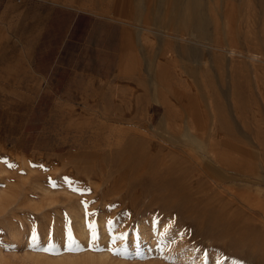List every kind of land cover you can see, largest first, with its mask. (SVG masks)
I'll list each match as a JSON object with an SVG mask.
<instances>
[{
    "label": "rangeland",
    "instance_id": "obj_1",
    "mask_svg": "<svg viewBox=\"0 0 264 264\" xmlns=\"http://www.w3.org/2000/svg\"><path fill=\"white\" fill-rule=\"evenodd\" d=\"M199 1L204 35L184 23L174 38L200 70L161 60L104 78L71 52L41 63L38 40L54 4L118 19L115 0H0V264H264L195 221L220 213L264 241V0ZM161 181L181 185L179 208L160 205L175 188Z\"/></svg>",
    "mask_w": 264,
    "mask_h": 264
},
{
    "label": "crops",
    "instance_id": "obj_2",
    "mask_svg": "<svg viewBox=\"0 0 264 264\" xmlns=\"http://www.w3.org/2000/svg\"><path fill=\"white\" fill-rule=\"evenodd\" d=\"M178 6L174 0H115L114 7L120 13L118 19H114L89 10L54 4L42 22L38 40L43 48L40 62L45 63L46 55L54 49L57 57L71 52L78 69L92 70L97 77H142L137 75L138 70H143L149 62L159 63L161 60H169V64L176 60L194 62L195 69L200 70L201 51L175 44L177 25L183 26L186 21L180 15L182 8ZM194 6L196 15L200 16L191 20L187 18L186 23L196 24L198 20L194 26L203 32L195 28L192 31L204 34L201 23L206 19V3L202 5L197 1ZM166 28L171 30L168 34L161 31ZM144 32L151 37L145 39ZM152 38L156 39L155 44ZM170 44H175V57H163L169 54L164 47ZM161 53L164 55L159 60Z\"/></svg>",
    "mask_w": 264,
    "mask_h": 264
},
{
    "label": "bare ground",
    "instance_id": "obj_3",
    "mask_svg": "<svg viewBox=\"0 0 264 264\" xmlns=\"http://www.w3.org/2000/svg\"><path fill=\"white\" fill-rule=\"evenodd\" d=\"M197 1H199V0H174V2H176V3H178L179 4V6L182 8V12H184L185 10V15H186V18H185V20L187 21L188 19L187 18H190V20H191V18L193 19V18H195L196 16H200V15H196L197 13L195 12V6H194V4L195 3H197ZM180 2V3H179ZM173 3V2H172ZM182 3H183V5H182ZM174 6H176V5H174ZM178 6V7H179ZM176 8V9H179V8ZM213 10V9H212ZM199 12H200V10H199ZM198 19V18H197ZM200 21H201V19H199ZM186 21H184L185 22V24H186ZM198 21V20H197ZM196 21V24H194L193 22H188V24L190 23V25H192V26H194V25H196L197 26V23L199 22H197ZM179 22V21H178ZM184 24V25H185ZM194 24V25H193ZM195 27V26H194ZM197 31H202V29L201 30H198L199 29V27H198V29H197V27L195 28ZM203 32V31H202ZM201 35H202V33H201ZM204 35V34H203ZM191 53V52H190ZM166 109H167V107H166ZM165 118V117H164ZM116 132V131H115ZM118 133V132H117ZM121 133V132H120ZM125 134V133H124ZM117 135H119V134H117ZM121 137V136H120ZM203 137V136H202ZM112 140V139H111ZM114 140H115V138H114ZM112 143V142H111ZM114 143L116 144V142L114 141ZM113 143V144H114ZM119 143H120V141H119ZM118 143V144H119ZM121 143H123V142H121ZM202 146V145H201ZM200 146V147H201ZM185 148V147H184ZM207 149V148H206ZM172 150V149H171ZM174 150V149H173ZM210 150H211V148H210ZM213 151H214V149H212ZM216 150V149H215ZM218 150V149H217ZM223 150V149H222ZM230 150H232V149H230ZM170 151V150H169ZM168 151V152H169ZM175 151H177V150H175ZM204 151V150H203ZM208 151V153H209V150H207ZM220 151V150H219ZM173 152V151H172ZM215 152V151H214ZM223 152H224V150H223ZM235 152V151H234ZM233 152V153H234ZM231 153H232V151H231ZM172 154V153H171ZM228 154V153H227ZM183 155V154H182ZM215 155V154H214ZM236 154H233V156H235ZM218 156V155H217ZM232 156V155H231ZM126 157V156H125ZM131 157V156H130ZM172 157V156H171ZM229 157V156H228ZM215 158H216V156H215ZM214 158V159H215ZM172 159V158H171ZM182 159V158H181ZM222 159H224V157H222ZM226 159V158H225ZM231 160H232V158H230ZM229 159V160H230ZM234 159V158H233ZM236 159V158H235ZM200 160V159H199ZM217 160V159H216ZM227 160V159H226ZM249 160V159H248ZM124 161V160H123ZM165 161V160H164ZM167 161V160H166ZM218 161H219V158H218ZM217 161V162H218ZM244 161H246V160H244ZM243 161V162H244ZM126 162H127V159H126ZM202 162V161H201ZM125 163V162H124ZM164 163V162H163ZM232 163H233V161H232ZM234 163H236V162H234ZM126 164V163H125ZM216 164V163H215ZM226 164V163H225ZM229 164V163H228ZM238 163H236V165H237ZM175 165V164H174ZM208 165V164H207ZM239 165V164H238ZM253 165V164H252ZM130 166V168H133L134 167V165H133V167H132V161H131V165H129ZM129 166H127L128 168H129ZM222 166H223V164H222ZM229 166H231V163H230V165ZM168 167V166H167ZM182 167H183V165H182ZM228 167V166H227ZM240 167V166H239ZM248 167V166H247ZM253 167V166H252ZM167 169V168H166ZM231 169V168H230ZM235 169V168H234ZM252 169V168H251ZM123 170H125V169H122V172H123ZM180 170H182V168L180 169ZM247 170V169H246ZM253 170V169H252ZM241 171V170H240ZM125 172H126V170L124 171V173H122L121 174V172L119 173V174H121V175H123V174H125ZM171 172V171H170ZM180 172H182V171H180ZM179 172V173H180ZM202 172V171H201ZM248 172V171H247ZM249 172H250V168H249ZM252 173V172H251ZM250 173V174H251ZM171 174V173H170ZM174 174V173H173ZM184 174V173H183ZM191 174H189L188 176H190ZM191 177H192V175H191ZM191 177H189V179H191ZM182 178V177H181ZM187 178V176L185 177V179ZM198 178V177H197ZM194 179H196V177L194 178ZM192 180V179H191ZM192 181H194V180H192ZM184 182V181H183ZM188 182V181H187ZM186 182V183H187ZM190 183H191V181H190ZM183 184H185V183H183ZM200 184V183H199ZM225 184V183H224ZM223 184V185H224ZM230 184V183H229ZM188 185V184H187ZM226 185H228V184H226ZM164 186V187H163ZM170 186H173V187H175L174 188V190H172L171 191V194H168V195H166V196H164L163 198H162V200H161V206H163V207H169L170 205H171V203L172 202H175V201H177L176 202V204L175 205H172L173 207H176V208H179V204H178V201H186L187 200V195L186 194H184L181 190L183 189V188H181V185L177 182V181H173V182H168V181H161L160 183H158L157 184V187H160V188H168V187H170ZM193 186V185H192ZM192 186H188V187H192ZM217 186V185H216ZM232 186V185H231ZM197 187V186H196ZM226 187V186H225ZM233 187V186H232ZM245 187V186H244ZM222 188V187H221ZM188 189V188H187ZM190 189H192V188H190ZM217 189V188H216ZM225 189V188H224ZM226 189H228V188H226ZM246 189L247 190H249L250 191V189H248L247 187H246ZM160 190H162V189H160ZM193 190V189H192ZM220 190H222L223 191V189H220ZM234 190H236V189H234ZM246 190V191H247ZM256 190V189H255ZM255 190H253V191H255ZM188 191H190V190H188ZM187 191V192H188ZM224 191H229V190H224ZM231 191V190H230ZM238 191V190H237ZM242 191V190H241ZM249 191H248V193H249ZM162 192H164V191H162ZM161 192V193H162ZM165 192H166V189H165ZM168 192H169V190H168ZM219 191H217V193H218ZM233 192V191H232ZM245 192V191H244ZM251 193H252V190L250 191ZM255 192H257V194L255 193V195L254 196H258V195H260L259 193H258V191H255ZM193 193V192H192ZM198 194V193H197ZM216 194V193H215ZM240 194H243V192L242 193H240ZM250 194V193H249ZM249 194H245L246 195V197H247V202H245V203H248L249 202V198H248V195ZM254 194V193H253ZM193 195H196V193L195 194H192V196ZM226 195H227V193H226ZM228 195H230V194H228ZM232 195V194H231ZM239 195V194H238ZM190 196V195H189ZM198 196V195H197ZM196 196V197H197ZM200 196V195H199ZM219 196H220V194H219ZM222 196V195H221ZM252 197L253 199H254V202H255V198L256 197ZM264 196V195H263ZM217 197V196H216ZM234 197V196H233ZM239 197H240V195H239ZM244 197V196H243ZM246 197H245V201H246ZM259 197V196H258ZM257 197V198H258ZM207 198V197H206ZM219 198V197H218ZM221 198V197H220ZM220 198H219V200H220ZM229 198V197H228ZM228 198H225V199H228ZM231 198V197H230ZM251 198V197H250ZM262 198V197H261ZM199 199H201V198H199ZM214 199V198H213ZM222 199V198H221ZM231 199H233V198H231ZM240 200H243L242 198H239ZM252 199V200H253ZM251 200V201H252ZM257 200V199H256ZM258 200H259V198H258ZM261 200V199H260ZM196 201V200H195ZM200 201V200H199ZM222 201V200H221ZM231 202H229V200H228V202L229 203H232V200H230ZM262 201V200H261ZM259 202V204L261 205L262 204V202ZM171 202V203H170ZM188 202V201H187ZM193 202V201H192ZM203 202V201H202ZM225 202H226V200H225ZM225 203V204H223V203H219V204H221V205H225L224 206V208L226 209V205L227 206H230V205H228L229 203ZM236 203H237V205H239L238 204V201H237V199H236V201H235ZM253 202V203H254ZM235 203V204H236ZM251 202H249V204H250ZM252 203V204H253ZM209 204V203H208ZM207 204V205H208ZM214 204V203H213ZM218 204V205H219ZM235 204H233V205H235ZM258 203L256 202V205H257ZM258 204V206H260ZM201 205H202V203H201ZM212 205V204H211ZM263 205V204H262ZM261 205V208L262 209H264V205L262 206ZM241 206H243V204L241 205ZM248 206H250V205H248ZM255 206V205H254ZM208 207H209V205H208ZM216 207H217V205H216ZM234 207H238V206H234ZM245 207V206H244ZM250 207H253V206H250ZM194 208H196V207H194ZM222 208H223V206H222ZM221 208V209H222ZM230 208V207H229ZM246 208V210H247V207H245ZM256 208H260V207H256ZM260 208V209H261ZM187 209H189V208H187ZM203 209V208H202ZM221 209H219V210H221ZM231 209H233L232 208V206H231ZM235 209V208H234ZM242 209V208H241ZM240 209V210H241ZM191 210H192V208H191ZM191 210H189V212H191ZM194 210V209H193ZM201 210V209H200ZM205 210V209H204ZM224 210V209H223ZM223 210H221V211H223ZM227 210L229 211V209L227 208ZM243 210V209H242ZM241 210V211H242ZM249 210V209H248ZM136 211V210H135ZM150 211V210H149ZM168 211V210H167ZM186 211V210H185ZM196 211V210H195ZM211 211V210H210ZM226 211V210H225ZM231 211V210H230ZM236 211V210H235ZM255 211V210H254ZM262 211V210H261ZM163 212H166V210L165 211H163ZM188 212V211H187ZM188 212V213H189ZM203 212V211H202ZM238 212V211H237ZM240 212V211H239ZM245 212V210H243V213ZM169 213V212H168ZM226 213H228V212H226ZM232 214L234 213L233 211L231 212ZM230 213V214H231ZM241 213V212H240ZM251 213H252V211H251ZM254 213V212H253ZM185 214V213H184ZM191 214V213H190ZM206 214V213H205ZM211 214V215H210ZM224 214V213H223ZM229 214V215H230ZM232 214H231V216H232ZM247 214V213H246ZM249 214V215H248ZM247 214V216H249L248 217V219H245L246 221H248L249 219H251L250 218V213H248ZM260 214V213H259ZM227 215V214H226ZM242 215V214H241ZM225 216V215H224ZM224 216L222 215V214H213L212 212H209V214H208V216H203V215H201L200 214V216H198L197 215V217H195V221L196 222H202V223H207V225L209 226V229L210 228H213L214 226H220L219 227V230H220V232L221 233H224V234H226V235H230L231 237H232V241L234 242V243H237V244H242V245H246L247 247H250L253 251H255V252H258L259 253V255L262 257V258H264V241L263 240H261L258 236H256V235H254V234H252L251 232H249L248 231V229L246 230L245 228H237L236 226H235V223L233 222V221H230V220H226V218L224 219ZM234 216V215H233ZM245 216V215H244ZM256 216V215H255ZM259 216V215H258ZM260 216H262V215H260ZM238 217V216H237ZM185 218V217H184ZM253 218V217H252ZM257 218V217H256ZM263 218V217H262ZM239 219V218H238ZM260 219V218H259ZM244 220V219H243ZM253 220H255L254 218H253ZM261 220V219H260ZM238 221V220H237ZM243 222V221H242ZM259 222V221H258ZM246 223V222H245ZM260 223V222H259ZM261 223H263L262 222V220H261ZM248 224V223H247ZM254 224V223H253ZM262 225V224H261ZM261 225H260V227H261ZM263 226V225H262ZM251 228V227H250ZM258 228V227H257ZM262 228V227H261ZM203 229H204V227H203ZM213 232V231H212ZM219 232V233H220ZM253 232V231H252ZM263 232V231H262ZM196 233V232H195ZM257 233V232H256ZM264 233V232H263ZM201 235V234H200ZM213 235V234H212ZM199 236V235H198ZM216 236V235H215ZM214 236V237H215ZM213 237V236H212ZM204 238V237H203ZM215 238H217V236L215 237ZM264 239V238H263ZM236 245V244H235ZM234 246V245H233ZM237 247V246H236ZM235 249V248H234ZM257 258V257H256ZM260 261V260H259ZM262 261V260H261Z\"/></svg>",
    "mask_w": 264,
    "mask_h": 264
},
{
    "label": "snow or ice",
    "instance_id": "obj_4",
    "mask_svg": "<svg viewBox=\"0 0 264 264\" xmlns=\"http://www.w3.org/2000/svg\"><path fill=\"white\" fill-rule=\"evenodd\" d=\"M45 250H47V249H45Z\"/></svg>",
    "mask_w": 264,
    "mask_h": 264
}]
</instances>
